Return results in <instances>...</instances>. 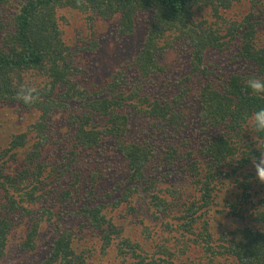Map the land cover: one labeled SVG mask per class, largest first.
I'll use <instances>...</instances> for the list:
<instances>
[{
    "label": "trees",
    "instance_id": "16d2710c",
    "mask_svg": "<svg viewBox=\"0 0 264 264\" xmlns=\"http://www.w3.org/2000/svg\"><path fill=\"white\" fill-rule=\"evenodd\" d=\"M240 1L0 0V14L6 12L8 17L4 23L5 19L0 16V103L18 105L20 110L22 108L38 114L36 122L31 123L25 135H17L0 154V162L3 161L0 165V188L5 192V209L19 210L17 205L20 204L12 200L8 189L12 187L22 189L30 195L28 199L34 201V193L41 189L39 186L43 182L41 173L35 174V181L32 184L27 183L28 174L23 177L5 174L4 164L8 162L6 159L9 156L13 159L12 156L16 154L14 150L30 146L27 149L32 151L30 162L40 167L45 165L40 158L41 149L45 144L50 143L52 131H55L54 117L59 116L61 120L63 115L69 116L71 127L76 128L75 135L73 134L75 137L73 146L87 151L97 148L104 137L122 136V127L127 133V127L124 125L128 123L127 118L115 110L119 105L127 103V100H132L129 106L141 114L157 117L166 123L175 122L177 118L175 112L183 109V106H180L182 99L180 100L178 96L180 92L176 94L178 97L173 95L169 98L162 93L154 94L155 104L151 106L152 100L149 97L140 98L134 93L126 94L124 90L127 82L137 80L153 85L154 91L151 92L154 93L158 89L156 82L158 79L155 80L154 77L158 72L167 71L168 55L171 51H178V43H180L184 46L189 45L191 65L195 72L197 70L200 72L203 80L201 94L195 101L200 108V121L197 123L202 127V135L199 138L201 144L192 146V139H187L183 135L184 140L180 142L188 146V149L181 150L184 148L167 143L168 145L162 147L166 157L157 163L158 166L168 164L164 173L169 176L177 174V177L188 173L191 167L190 174L197 185L201 183L197 171L201 167H206L208 175H205V181L202 182L203 194L200 189L199 200L185 204L184 211L178 209L181 206L173 201L174 199H160L158 195L148 197L150 204H154L153 208L149 209L148 215L156 226L147 223L145 218L141 223L144 225L145 234L150 238L159 233V237L152 240L154 248L152 252L144 251L146 245L137 242L135 238L121 235L123 231L115 230L108 221L109 208L113 207L115 210L124 201L121 197L117 200V194L110 191L107 186L100 194L95 190H89L91 202L87 205L86 200L78 202L80 196L74 197L71 185H65V189L57 198L58 187L53 183L55 186L51 192L54 197L52 199L49 197L46 201L50 206L44 204L46 194L50 193L48 191L40 195V198H43L42 204L51 221L58 214L54 212L58 203L60 205L72 199L81 203L77 217L85 219L84 225L101 232L104 242L99 249L105 253L114 248L118 257L123 258L122 264H164L166 259L162 257L173 256L168 243L174 241L176 237L182 245L178 251L186 255V259L180 261L182 264H264L263 210L254 216L255 223L252 224L246 221L245 217L242 221L240 219L242 216L238 215L235 209H231L227 216L233 218V221L240 222L242 226L235 232L227 231L229 235L225 231H220L218 237H213L207 219L204 233L197 237L194 232L197 213L202 209L206 210L204 214L209 209L211 212L217 197L215 191L225 186V182L218 184L217 180L225 177L235 179L237 183L244 178L254 181V173L251 171L252 161L260 156L255 149L252 133L245 125L244 117L246 115L250 117L255 110L264 107V97L253 95L245 83L246 78L250 76L264 77V19L261 18V15H264V0H246L251 4H258L259 11L237 16L233 6L234 2ZM199 11L211 14V18L197 20L196 15ZM79 15H82V18H79L83 19L82 24L88 22L94 25L96 21L106 23L112 21L114 22L112 28L118 36L127 38L128 42L132 39L142 40L132 50L131 57H128V53L124 56L120 66L113 67L110 64L104 68L99 67V62L94 57L100 55L103 45H99L91 52L88 39H81L85 45L79 50L67 43V32L78 22ZM143 21L148 22V25L142 24ZM139 23L145 29L143 38H137ZM169 33H172L173 42L167 47L170 41L164 39L170 38ZM162 38L163 42L159 45V40ZM208 49L228 56L227 67L216 81H209L204 65L203 60ZM84 52L92 54H85L86 57L82 54ZM91 57L94 61H90ZM78 58H80L79 62L76 61ZM90 70H93L101 82L100 87H93L94 91L84 84L90 81ZM32 72L42 78V82L37 83L36 86L32 80L27 81L28 76L34 75ZM158 76L160 77L159 74ZM153 78L154 81L151 80ZM22 86L37 88L39 95L37 103L27 106L18 100L17 90ZM97 88L102 91H97ZM186 96L183 94L185 100H188L189 95ZM158 98L166 104L160 103ZM143 103L150 107H142ZM187 103L185 101L184 105ZM96 115L106 119L105 127L100 129L94 125L93 117ZM139 120L142 121L140 118ZM191 122L193 128L198 126L194 120ZM30 132L38 136L37 143L33 146L29 144ZM118 144L119 150L128 162L130 173L128 185L132 180H141V184L149 190L152 183H158L160 178H156L155 175L146 176V171L153 164L155 155L144 149V144L125 145L121 140ZM179 151L185 152L180 155ZM201 155L206 157L204 162L194 158ZM175 156L191 161L184 167L176 169L174 161L179 158ZM149 158L150 160L145 162ZM69 167L70 164L67 162L59 163L62 172H66ZM98 170L100 175L101 168L98 167ZM107 171L108 169H105V172ZM95 177L96 172L92 180L94 182L101 180ZM245 180L240 184L246 188L248 183ZM78 183L79 181L75 180L73 186ZM90 184L91 188H94L95 184L92 185V182ZM100 185L104 186L102 182L98 187ZM253 185L254 183L252 187ZM166 191L169 193L168 189ZM246 193L243 201L248 208L255 207L250 198L251 194ZM171 194L176 196L172 191ZM256 194L264 204L263 193L256 192ZM111 197H114L112 203L108 201ZM98 198L103 201L100 199L97 201ZM227 200L234 205L236 201H241V198L235 195L234 199L227 198ZM46 210L42 209L41 212L46 213ZM173 210H178L180 214H175ZM217 211L216 215L223 213ZM37 214L41 215L40 212ZM124 215L127 216V213ZM34 219L37 223L38 218ZM12 226L8 218L0 215V259L4 257V249ZM32 226L34 230L36 226L34 224ZM230 235L233 237L229 238ZM70 237L62 236L56 241L40 264H90V260L97 253L92 251L94 246H91L86 253L78 254L72 247L75 239ZM236 237L238 241L235 242ZM117 240L118 242H115ZM25 242L21 241L20 253L39 252L40 249L35 244L28 246L30 244ZM201 249L204 252L195 255L198 251L201 252ZM39 256L32 257V261H36Z\"/></svg>",
    "mask_w": 264,
    "mask_h": 264
},
{
    "label": "rangeland",
    "instance_id": "374dc122",
    "mask_svg": "<svg viewBox=\"0 0 264 264\" xmlns=\"http://www.w3.org/2000/svg\"><path fill=\"white\" fill-rule=\"evenodd\" d=\"M252 4L251 2H246V0L234 2L233 11L237 16L242 14L247 15L251 11L258 12V4ZM195 10H197V8H195ZM0 16L5 19L4 23H6V19H8L7 13L2 12ZM263 16L262 14L261 18L264 19ZM196 17L197 20L207 19L211 18V14L199 11ZM79 18H82V15H79L78 22L72 25L67 32V43L79 50L85 45L83 41L81 42V39H88L91 52L95 51L99 45H103L104 48L99 52L100 55L94 57L96 61L99 62V67L104 68L110 64H112L113 67L114 65L120 66L124 56L128 53V57H131L132 50H134L138 42L140 43L142 40L137 39V41H135L132 39L128 42L127 38L118 36L112 28V24L114 23L112 21L107 23L96 21L95 24L92 25L88 22L82 24L83 19ZM139 24L137 38H143L145 29L141 23ZM142 24L148 25V22L143 21ZM169 35L170 38L164 39L170 41L167 47H170L173 42L171 39L172 33H169ZM162 42L163 38L159 40V45H161ZM189 51V45L184 46L178 43V51H171L169 53L167 71L165 70L164 73L158 72L154 77L155 80L158 79V81H156L158 89L154 93L151 92L154 91L152 89L153 85L150 86L149 82H138L137 80L134 82H127L124 90L126 94L134 93L140 96V98L149 97L150 100H152L151 106L155 104L154 99L156 96H154V94L161 95L162 93V95H165L167 98L173 95L174 97L180 96V100L182 99L180 106H183V109H179L175 112L177 115L175 122L166 123L157 117L148 116L144 113L141 114L139 111L129 106L132 100H127V103H123L115 108L117 113L127 118L128 123L124 124L127 127V133L126 129L122 127V136L117 138L111 136L104 137L99 146L91 151L75 148L73 146L75 142L73 134L75 135L76 128L71 127L70 119L67 115L62 116V121L59 116L53 118L55 131H52L50 143L48 145L45 144L41 149L42 155L40 158L45 165L40 167L30 162L32 151L30 149L27 150L30 146L13 151L16 152V154L12 156L14 160L11 159V156L6 159L8 162L6 165L4 164V173L14 177L21 175L23 177L28 174L27 183L29 184L35 181V174L41 173L43 182L39 186L41 189L34 193V201H30L28 199L30 195L22 189H17L15 187L8 189L12 200L17 203L20 202V204L17 205L19 210L5 209V192L0 188V215L8 218L13 224L8 234L7 246L4 249V257L0 259V264H40L45 256L50 253L56 241L62 236H71V239H75L72 243V247L78 254L86 253L91 246H94L92 251H96L97 253L94 258L90 260V264L91 262L92 264H122L123 258L118 257L117 250L114 248L105 253L99 249L104 242V239L100 235L101 232L94 230L86 224L84 225V222H86L85 219L77 217L81 205V203L78 202L86 200L87 205L91 202L89 190H95L100 194L107 186L110 191L117 194V200L120 197L123 199L124 202L119 208L115 210H113V207L109 208L107 214L108 221L115 227V230L123 231L121 235L130 236L135 238L137 242L145 244L146 248H143V250L147 252H152L154 250L152 240L155 237H159V233L154 235L153 238L146 235L144 225L141 223L142 219L145 218L147 223H153V227L156 226L152 218L148 215L149 209H152L154 206V204H150L148 197L158 195L160 199H174L173 201L181 206V208L178 209H183L185 204L188 205L193 201L199 200L203 192L201 186L202 182L205 181V175H208L206 167H201L197 171L200 175L199 178H201V183L197 185L190 174L191 167L188 173L185 172L186 174H181L180 177H177V174H171L169 176L164 173L168 164L166 166H158L157 163L159 160L166 157L162 147L168 145L167 143H170V145L177 144L181 148H184L181 150L188 149V146L180 142L184 140L182 137L183 135L187 139H192V146L201 144L199 138L202 135V127L197 123L200 121V108H198L195 101L201 94V84L203 80L201 79L200 72L198 70L197 72L193 70ZM117 53H119V55ZM82 54L86 56L85 54L91 55L92 53L89 54L84 52ZM227 57L219 54V52L209 49L206 50L203 61L206 67L207 77L210 78L209 81L220 79L221 74L227 67ZM94 58L91 57L90 61H94ZM79 59L80 58L76 61L79 62ZM160 62L162 63V60ZM91 68L92 67H90V69ZM221 68L224 69L222 70ZM119 69L122 70L121 68ZM32 73L34 75L28 76L27 81H29V79L32 80L33 84L36 86L37 83L40 84L42 82V78L34 72ZM154 78L151 80L154 81ZM89 80V82H84V84L89 87V89H92L91 91H94L93 87H100L101 82L95 73H93V70H90ZM93 81L97 82V84H94ZM125 81H128V79H125ZM96 90L102 91L100 88ZM177 92H180V95L176 96V94H178ZM183 94H185V97H187L186 94L189 95L188 100H185ZM158 99L160 103L166 104L163 103L160 98ZM185 101L188 102L186 105H184ZM199 102H201V99ZM4 103L5 102L2 104L0 103V154L9 146L11 140L17 135H25L31 123L36 122L38 118V114L34 111L22 108L20 110L18 105ZM142 107H150V105H145V103H143ZM139 118L142 121H140ZM93 120L94 125L100 129L107 124L106 119H102L97 115L93 117ZM192 120H194L198 126H194L193 128ZM28 138L31 146L37 143L38 136H35L34 132H30ZM119 140H121V142L124 141L125 145L130 143L144 144L143 148L155 155L153 164L146 171V176L149 177L153 174L156 178H160V180L156 184L152 183L149 190L141 184V180H132L128 185L130 176L128 162L123 153L119 150ZM184 152L179 151V154L182 155ZM194 158L200 159L202 162L206 159L204 155ZM149 160L150 158L145 162ZM190 161L191 159L183 160L179 158L174 161L175 168L180 169ZM2 162L1 160L0 165ZM63 162L70 164L66 172H62L59 168V163ZM98 167L101 168L100 175ZM105 169H108V171L105 172ZM251 171L254 173V181H248L245 180V178L239 180L240 183L244 180L248 183L246 188L239 182L237 183L235 179L222 177V179L219 178L217 180L218 184L220 182H225V186L215 191L217 197H215L213 210L210 212L209 209V211L204 214L206 210L202 209L195 216L197 222L194 224V232L197 237L201 233H204V229H206L204 226L206 219L210 224V232L215 238L219 236L220 231H225V233L229 235L227 231L232 233L239 229V227L242 226L240 222L233 221V218L227 216L231 209H235L237 214L242 216L240 218L242 221H244L245 217L246 221L252 224L255 223L254 216L261 213L262 210L264 211V204L259 195L256 194V192H262L264 196V184H261L256 179L254 167ZM95 172V178L97 179L99 177L101 180H95L94 182L92 179L95 176ZM75 180L79 181V183L73 186ZM58 181H60V183H57ZM91 182L92 185L95 184L94 188H91ZM100 182H102L104 186L100 185L98 187ZM53 183L58 187L57 198L60 197L61 192L65 189V185H71L72 194L75 198L79 195L80 200L75 202V200L72 199L60 205L58 203V207L54 209V212L58 214L50 221L49 214L42 204L43 198H40V195L45 191L50 192L46 194V200L44 201V204L49 205V202L47 203L46 201L49 197L51 199L54 197L52 195L55 186ZM252 183H254L253 187ZM126 187L127 190H125ZM166 189L169 190V193ZM171 191L176 193L175 197L172 196ZM245 193L248 195L251 194L250 198L256 205L255 207L248 208L247 204L243 201ZM94 195L97 194L94 193ZM235 195L240 197L241 201H236L234 206L227 198L234 199ZM99 199L100 198H98L97 201H99ZM113 200L114 197L108 199L111 203ZM100 201L103 200L100 199ZM42 209H45L46 213L41 212ZM183 210L185 211V209ZM217 210L223 213L216 215L215 213ZM37 212H40L42 216L37 214ZM173 212L175 214H180L178 210H173ZM124 213H127V216H125ZM34 218H38L37 223H35L36 220ZM32 224L36 226L34 230ZM28 233L30 235H28ZM188 237H193V235H188ZM228 237L231 238L233 236L230 235ZM22 240L26 241V244H30L28 246L35 244L39 247V252L20 253L19 249ZM234 241H238V237H236ZM115 242H118V240ZM168 247H171L173 256H161L162 259H166L164 264H182L180 261L181 259H186V255H182L181 252L178 251L179 248H182V245L178 242V237H176L174 241L168 243ZM202 252H204V250L201 249V252L198 251L195 255H199ZM190 253H192V251ZM36 255H40L39 258L36 261H32V257ZM159 255H161V253Z\"/></svg>",
    "mask_w": 264,
    "mask_h": 264
},
{
    "label": "clouds",
    "instance_id": "9594fccd",
    "mask_svg": "<svg viewBox=\"0 0 264 264\" xmlns=\"http://www.w3.org/2000/svg\"><path fill=\"white\" fill-rule=\"evenodd\" d=\"M246 87L253 95L264 97V77L250 76L246 78ZM17 98L24 105L31 106L38 102V90L35 87H20L17 90ZM245 125L252 133L255 149L260 156L252 161L256 173V179L264 184V107L255 110L250 117L245 116Z\"/></svg>",
    "mask_w": 264,
    "mask_h": 264
}]
</instances>
